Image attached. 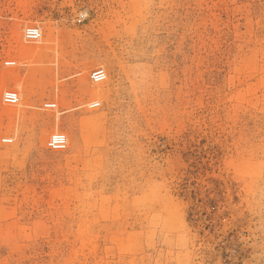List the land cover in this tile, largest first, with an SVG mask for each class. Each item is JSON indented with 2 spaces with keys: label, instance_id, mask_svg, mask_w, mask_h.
<instances>
[{
  "label": "rangeland",
  "instance_id": "obj_1",
  "mask_svg": "<svg viewBox=\"0 0 264 264\" xmlns=\"http://www.w3.org/2000/svg\"><path fill=\"white\" fill-rule=\"evenodd\" d=\"M0 264H264V0H0Z\"/></svg>",
  "mask_w": 264,
  "mask_h": 264
},
{
  "label": "built area",
  "instance_id": "obj_2",
  "mask_svg": "<svg viewBox=\"0 0 264 264\" xmlns=\"http://www.w3.org/2000/svg\"><path fill=\"white\" fill-rule=\"evenodd\" d=\"M85 18V14L80 13L77 17V21L80 22ZM42 33L38 26L29 25L23 29V38L26 42H37L41 39ZM5 66H14L15 61L13 60H5L3 62ZM106 72L103 68L98 67L93 69L89 73V80L91 84H99L106 80ZM1 101L5 105L15 106L19 103L20 97L18 92L14 90L6 89L1 93ZM100 102L97 100L90 101L86 104V107L91 109L98 107ZM42 108L45 110H55L57 105L55 102H44ZM1 141L7 145H10L14 142V138L12 136H5L1 139ZM67 137L63 132H53L49 135L46 146L49 150L52 151H63L67 147Z\"/></svg>",
  "mask_w": 264,
  "mask_h": 264
}]
</instances>
